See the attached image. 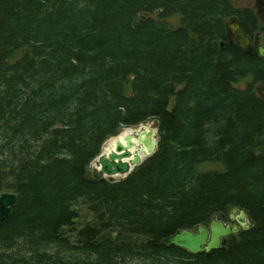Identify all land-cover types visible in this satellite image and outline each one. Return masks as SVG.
<instances>
[{
  "label": "trees",
  "instance_id": "1",
  "mask_svg": "<svg viewBox=\"0 0 264 264\" xmlns=\"http://www.w3.org/2000/svg\"><path fill=\"white\" fill-rule=\"evenodd\" d=\"M232 17L264 33L233 0H0V264H264V58L228 43ZM149 122L155 152L95 178ZM233 208L254 226L220 249L168 243Z\"/></svg>",
  "mask_w": 264,
  "mask_h": 264
},
{
  "label": "water",
  "instance_id": "2",
  "mask_svg": "<svg viewBox=\"0 0 264 264\" xmlns=\"http://www.w3.org/2000/svg\"><path fill=\"white\" fill-rule=\"evenodd\" d=\"M226 37L228 43H235L243 54L249 55L255 49L257 55L260 58H264V33L259 34L252 40L244 34L237 17H232L226 24ZM256 41H260V44H256ZM222 46L223 42L220 43V47ZM261 97L264 98L263 96ZM126 130L133 131L134 135L129 134L123 140H117L112 152L104 160L101 159L103 155L102 146L100 155L95 159L96 161H100L101 159V171L92 170V172L99 173L101 176L94 175L95 178L113 180L111 177L115 175L126 177L135 167L139 166L147 157H150L155 152L158 134L157 128L154 125L148 126L145 123L132 128H124L117 136L108 140L120 137ZM132 157L133 160H130ZM131 166L133 167L131 168ZM8 195L12 194H6L1 201L2 205L10 202V198L7 197ZM11 197L13 199L11 202L12 206L15 197L14 195ZM253 226L254 224L250 222L248 215L243 209L233 208L229 213V222H224L214 217L207 227L198 225L191 230H181L170 237L168 243L185 250L191 255L208 254L221 248L222 239L237 235L241 231H248ZM111 237L112 235L109 240L112 242Z\"/></svg>",
  "mask_w": 264,
  "mask_h": 264
},
{
  "label": "rangeland",
  "instance_id": "3",
  "mask_svg": "<svg viewBox=\"0 0 264 264\" xmlns=\"http://www.w3.org/2000/svg\"><path fill=\"white\" fill-rule=\"evenodd\" d=\"M233 1H234V3L236 2V4L238 5L239 8L247 7V5L250 3L251 9H253L255 11V13H256L257 17L260 19V21L264 22V14H262L260 12V6L258 5V0H255L254 2H252L253 0H233ZM171 22L175 24L176 23V19H173ZM256 44H260V41H256ZM147 124H148V126L154 125L153 122H149ZM94 164H95V161H93L91 163V165H90L91 171L94 169L93 168ZM92 174L96 175V176H101L99 173H95V172H92ZM123 178H125V176H117L113 180H109V179H107V180L110 181V182H117V181L122 180ZM5 196H6V194H3L2 197L0 198V218H3V217H5L7 215L8 211H9V209L11 207V202L13 200L12 197H11L12 195H8L7 197L10 198V202L8 204H6V205H2L1 201H2V199ZM111 238L114 241L117 238V235L116 234H112Z\"/></svg>",
  "mask_w": 264,
  "mask_h": 264
},
{
  "label": "bare ground",
  "instance_id": "4",
  "mask_svg": "<svg viewBox=\"0 0 264 264\" xmlns=\"http://www.w3.org/2000/svg\"><path fill=\"white\" fill-rule=\"evenodd\" d=\"M129 134H132V135H134V132L133 131H130V130H126L123 134H121V136L120 137H118V138H115V139H112V140H109L108 142H106L105 144H104V146H103V150H102V153H103V155L101 156V159L102 160H104L105 158H107V155L109 154V153H111L112 152V150H113V147H114V144H115V142L117 141V140H123V138L125 137V136H128ZM101 159H100V161H96L95 160V164H94V169L97 171V172H100L101 171ZM130 160H133V157L130 159ZM125 162H127V161H125ZM133 166H131V168H132ZM118 175H115V176H112L111 178H115V177H117Z\"/></svg>",
  "mask_w": 264,
  "mask_h": 264
},
{
  "label": "flooded vegetation",
  "instance_id": "5",
  "mask_svg": "<svg viewBox=\"0 0 264 264\" xmlns=\"http://www.w3.org/2000/svg\"><path fill=\"white\" fill-rule=\"evenodd\" d=\"M254 1L255 0H253L252 2H254ZM234 4H235L236 8H239L238 5L236 4V2ZM258 5L260 6V12L262 14H264V11H263V9H264V0H258ZM242 8L251 9L250 3L247 5V7H242Z\"/></svg>",
  "mask_w": 264,
  "mask_h": 264
}]
</instances>
